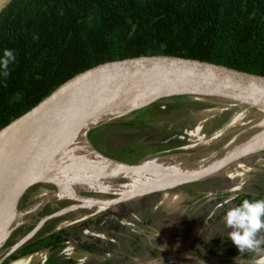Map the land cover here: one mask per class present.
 <instances>
[{"label": "trees", "instance_id": "trees-1", "mask_svg": "<svg viewBox=\"0 0 264 264\" xmlns=\"http://www.w3.org/2000/svg\"><path fill=\"white\" fill-rule=\"evenodd\" d=\"M5 49L14 52L15 62L7 76L0 66V130L66 82L112 62L174 58L264 76V0H10L0 10V59ZM172 99L230 103L189 95ZM34 189L22 208L43 196ZM262 198L242 194L235 206ZM55 232L42 228L18 252L59 246L58 238L52 242Z\"/></svg>", "mask_w": 264, "mask_h": 264}, {"label": "rangeland", "instance_id": "rangeland-1", "mask_svg": "<svg viewBox=\"0 0 264 264\" xmlns=\"http://www.w3.org/2000/svg\"><path fill=\"white\" fill-rule=\"evenodd\" d=\"M9 1L0 0V10ZM163 102L164 104H153L137 113L123 115L124 117L110 123L94 125L92 130H88L89 144L95 151L110 158L120 159L124 158V155L133 153L134 161L139 162L155 157L164 150L168 151L172 146L163 144V137H158L159 134L157 135L154 128L152 132L145 134L129 132L132 130L131 125H134L136 130H143L140 128L142 125L134 122L138 116L173 119V123L175 118H181V125L190 128V134L196 135L195 140L206 139L208 142L211 140L210 134L225 123L226 126L231 122L249 126L262 118L261 113L249 110L242 118L235 119L238 110L230 106L224 109L220 117L204 121V117L213 116L215 113L212 110L202 109L204 105L200 100L195 101L194 107L192 103L187 104L179 99L172 100L171 104L165 103L166 100ZM168 104H175V108L167 112L166 107L170 106ZM186 106L194 108L190 110L191 113L185 108L184 110L178 108ZM122 112L124 111L118 110L113 116ZM166 124L170 126V123ZM258 132L244 134L238 142L243 144L255 139V134ZM231 139L226 138L225 142H231ZM217 145L220 143L218 142ZM213 149L216 150L218 147ZM127 183L128 180L120 176L114 181L116 186L114 191L92 189L85 191L117 194L119 186ZM257 187L264 193V149L202 180L137 197L110 207L111 209L103 215L101 213L95 216L94 222L75 224L68 231L71 242L63 249H58L56 252L41 250L24 260L8 259L4 264H90V260L83 257L82 252L78 250V243L80 240L98 239L99 247H104L106 244L103 241L108 231L113 233L115 240L113 251L108 254L113 256V259L106 264H202V262L204 264H264V243H261L259 252L245 250L241 253L229 240L227 233L231 229H227L224 224L225 213L230 207H235L236 201L232 206L230 200L224 203L223 200L233 199L240 194L260 193ZM85 191L80 190L78 195ZM223 192L227 196L222 195ZM24 210L20 206V211ZM114 213L125 215L120 217V220L115 217L111 223L104 222L108 221L106 219H112L108 218V215ZM260 235L264 236V230ZM16 238L17 234L14 235L13 232L7 242L1 246L0 260L8 253V242ZM230 249L236 253L231 255ZM71 255L78 259L69 260L68 257Z\"/></svg>", "mask_w": 264, "mask_h": 264}, {"label": "water", "instance_id": "water-1", "mask_svg": "<svg viewBox=\"0 0 264 264\" xmlns=\"http://www.w3.org/2000/svg\"><path fill=\"white\" fill-rule=\"evenodd\" d=\"M133 90L152 91L153 95L148 102L130 109L125 106L131 104L130 100L121 101V108H125L122 114L100 119L94 125L97 126L107 120L146 108L162 99L189 95L225 99L230 101L227 103V108L239 104L246 106L247 108L237 114L235 119L242 118L247 111L253 109L261 113L262 118L251 124L244 132L250 134L256 132L255 130L261 129V131L255 134V139L243 144L238 142L240 137L234 138L230 145L236 143L235 149L224 153L206 168L184 171L181 179L163 188L155 187L147 191L139 189L124 196L116 194L117 198L110 200L84 197L97 200L93 202L104 205V208L125 203L152 192L173 189L183 184L202 180L264 149V76L242 73L204 62L161 57L131 59L101 65L66 82L32 110L0 130V248L17 228L14 224L9 227L6 225L13 217L21 213L20 204L26 193L35 185L48 184L33 180L22 185L10 196L9 185L18 163L27 159L36 146L44 143L86 101L106 94L112 95ZM94 125L86 131L87 141L88 130L94 128ZM233 125L235 124L231 122L228 126ZM62 143L66 144V141ZM95 152L123 169V173L142 170L143 164L146 163L129 165ZM69 198L82 203L86 202L79 197L69 196ZM45 220L15 245L13 251L27 242Z\"/></svg>", "mask_w": 264, "mask_h": 264}, {"label": "bare ground", "instance_id": "bare-ground-1", "mask_svg": "<svg viewBox=\"0 0 264 264\" xmlns=\"http://www.w3.org/2000/svg\"><path fill=\"white\" fill-rule=\"evenodd\" d=\"M152 95V91L133 90L86 101L44 143L36 146L27 159L18 163L9 185V195L26 183L40 180L58 187L61 197H79L93 208L96 206L101 209L104 205L93 202L97 200L80 197L78 192L86 189L114 191V181L120 176L127 179L128 183L119 186V196L129 195L139 189L147 191L155 187L163 188L181 179L184 172L181 164L168 160L169 163L164 160L148 161L143 164L142 170L123 173V169L100 157L86 139L87 129L100 119L112 117L118 110L125 111L120 106L121 101L130 100L131 104L125 105L130 109L148 102ZM234 146L236 143L229 145L227 152L235 149ZM223 154L216 156L215 161ZM25 213L22 211L13 217L6 227L12 224L17 227Z\"/></svg>", "mask_w": 264, "mask_h": 264}, {"label": "flooded vegetation", "instance_id": "flooded-vegetation-1", "mask_svg": "<svg viewBox=\"0 0 264 264\" xmlns=\"http://www.w3.org/2000/svg\"><path fill=\"white\" fill-rule=\"evenodd\" d=\"M163 100H166L165 103L171 104L172 100H174V99H172V98L162 99V100L154 103V105L161 104V103L164 104ZM188 103H192L193 107H194V102H188ZM170 104H168V105H170ZM202 104L204 105V107L202 109L212 110L213 113H215V115L213 114V116L204 117L205 118L204 121L216 119V118L221 116V114L224 112V109H228L226 107L227 104L225 102L202 101ZM174 105L175 104L167 106L166 107L167 112H169L173 108H175ZM193 107L192 106H186V107H178V108L180 110H184V108H185L187 110V112L191 113L190 110L194 109ZM163 109H165V108H163ZM143 110H144V108L136 110V111H132V112L137 113V112H140ZM132 112H130V113H132ZM240 112L241 111H236L235 115L239 114ZM130 113H128L127 115H129ZM121 117H124V116H121ZM121 117H118V118H121ZM118 118H113V119L107 120L106 122L110 123L113 120H117ZM135 119L136 120L134 122L142 125L140 128H142L143 130H136L135 127H133L134 125H131L132 123H129L132 126V130H130V131L128 130L129 132L133 131L135 133L140 132V133L145 134V132L146 133L152 132V130H153L152 128H154V130L157 131V135L159 134L158 137H161V138L163 137L162 138L163 144H167V145L169 144L172 146V148L168 151H166V150L162 151L159 155H157L155 157L146 158V159L139 161V162L134 161V154L133 153L124 155V158L122 157L120 159H115V158H111V159H115V160L124 162V163L129 164V165H140V164H143V163L148 162V161L158 160L160 158H163V160L166 162H167V160L169 162H174V161L178 162L177 160H179L180 161L179 163L181 164L182 170L187 169L189 167V165H192V164H193L192 167L188 168L187 170H198V169H201L205 166H209L213 161L216 160V156L221 155V154H223L229 150L228 146L230 145V141L225 142L226 138H229V137L232 138L231 141L237 137L242 138V136L244 134H247L244 132V130L251 125L250 124L249 126H247V125L242 126L240 124H237V125L235 124V125L229 127V126H226V123H225L222 126L220 125L221 127L219 129H215L216 131H214L212 134H210V136L207 135V137L209 136V138H211L210 142H208V141H206V139L205 140L204 139L203 140H195L194 138L196 137V135L190 134V131H189L190 128L188 129V127H185V126L183 127L181 125L182 124L181 118H175L174 123H173V119L172 120L164 119V118L158 119L157 117L146 118L145 116H138V118L136 117ZM148 119H150L152 121H150ZM106 122H104V123H106ZM167 122L170 123L169 124L170 126H168V124H166ZM104 123H102V124H104ZM212 137H213V140H212ZM218 142L220 143V145H217ZM214 147H218V149L215 150V149H213ZM103 155L108 157V155H105V154H103ZM204 156H206V157H204ZM108 158H110V157H108ZM246 158H244V159H246ZM244 159H241V160H239V161H237V162H235V163H233L227 167H230L234 164H238V162H241ZM169 162H167V163H169ZM258 167L259 166H257V168ZM217 172H219V171H217ZM217 172H215V173H217ZM215 173H213V174H215ZM213 174H211V175H213ZM34 187H35L34 191H35L36 195L43 194V196L40 197L39 199H37L36 202H33V203H31V204H29L23 208V209H25L24 211L26 213L24 215V219L21 221V223L15 229L14 235L16 233L18 236L22 231H24L25 228H27L33 224H35V226L26 235H24V237L21 238L19 241L14 242L15 239H13L12 243L7 244L8 253L2 259V261H1L2 264H4L8 259H13L14 261H19L22 259L24 260L27 256H31L37 252H40L41 250L49 251V252H56V250H58V249L65 248L66 245L71 242V239L68 237V231L72 228V226H74L75 224H77V225L81 224L82 225L85 223L88 224L89 222H94V220L96 218L95 216H99V214H101V213L103 215L105 212H107L111 209L110 207L98 209L96 206L93 208L91 205H88L86 203L78 202V201H75V200L67 198V197H61L59 195V189L55 185H52V184H38V185H35ZM258 189L261 192L257 193V194H253V195H261L264 197V193H263L262 189H260V188H258ZM80 194L81 195H79V196H81V197H87V198L91 197V198H96V199H100V200H110V199L117 198V195L115 193L100 194L98 192H87V191H85V192L80 193ZM222 195L227 196V194L224 192L222 193ZM240 195H242V194H240ZM239 196L234 197L233 199H231V198L225 199V200H223V203L226 202L227 200H230L231 205L233 206L234 201H236V199ZM234 206H235V204H234ZM124 215L125 214H123V213H117V214L114 213L113 215H108V218L111 217L112 219H106L108 221H104V222L111 223V222H113L115 217L118 220H120V217H124ZM44 219H46L45 222L42 224V226L39 228V230L27 242L31 241L42 228H46V230H48V232H51V233L56 231L55 233H57L58 236L54 237L52 242L54 244H56V240L58 238L59 240H61L59 246L54 247V248L41 247V248L36 249V250L33 249V252L30 254L23 255V254H20L18 251L27 243V242H25L22 246H20L15 251H13L14 246L17 245L28 234H30L32 231H34ZM95 223L98 224V222H96V221H95ZM82 227H84V225ZM138 234H139V231H138ZM114 240H115V237H114L113 233L108 231L107 236H105V240L103 241V243L106 244L104 247H99L98 239H96L94 241H92V240H83V241L80 240V242L78 243L79 248L78 247L77 248L80 252H82L83 257L90 260V264H106L109 261H111V259H113V256H111V255L109 256L108 254L110 251H113ZM13 255H16L17 258L14 259ZM68 258H69V260L78 259V258L74 257L73 255L69 256ZM104 259H106V260L102 261Z\"/></svg>", "mask_w": 264, "mask_h": 264}, {"label": "clouds", "instance_id": "clouds-1", "mask_svg": "<svg viewBox=\"0 0 264 264\" xmlns=\"http://www.w3.org/2000/svg\"><path fill=\"white\" fill-rule=\"evenodd\" d=\"M14 62V52L5 49L3 59H0V66L5 70V76L8 75L9 64ZM224 224L227 229H231L227 233L228 238L239 252L261 251L260 245L264 243V236L260 235L264 230V198L244 199L239 205L230 207L225 213Z\"/></svg>", "mask_w": 264, "mask_h": 264}, {"label": "crops", "instance_id": "crops-1", "mask_svg": "<svg viewBox=\"0 0 264 264\" xmlns=\"http://www.w3.org/2000/svg\"><path fill=\"white\" fill-rule=\"evenodd\" d=\"M149 107V106H148Z\"/></svg>", "mask_w": 264, "mask_h": 264}]
</instances>
